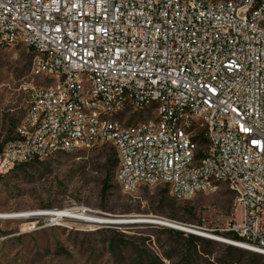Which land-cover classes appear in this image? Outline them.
I'll use <instances>...</instances> for the list:
<instances>
[{"label":"built area","instance_id":"built-area-1","mask_svg":"<svg viewBox=\"0 0 264 264\" xmlns=\"http://www.w3.org/2000/svg\"><path fill=\"white\" fill-rule=\"evenodd\" d=\"M14 47L43 84L0 174L110 145L127 194L227 186V245L264 257V0H0V50Z\"/></svg>","mask_w":264,"mask_h":264},{"label":"rangeland","instance_id":"rangeland-1","mask_svg":"<svg viewBox=\"0 0 264 264\" xmlns=\"http://www.w3.org/2000/svg\"><path fill=\"white\" fill-rule=\"evenodd\" d=\"M31 69L32 55L24 48L0 50V154L27 114L30 88L43 84L33 78ZM130 115V124L154 116L153 112ZM113 160L115 150L104 145L60 153L0 174V215L70 211L76 218L107 222L168 220L201 228L204 231H198L206 236L227 233L238 217L235 197L225 185L186 200L173 198L164 186L127 194L116 181ZM108 176L109 188L103 195ZM43 215L0 218V264H264V259L215 244H191L189 233L176 235L162 225L93 224Z\"/></svg>","mask_w":264,"mask_h":264},{"label":"bare ground","instance_id":"bare-ground-1","mask_svg":"<svg viewBox=\"0 0 264 264\" xmlns=\"http://www.w3.org/2000/svg\"><path fill=\"white\" fill-rule=\"evenodd\" d=\"M49 213H52V214H49ZM43 214H45V215H52L57 220H60V219H71V220L86 221V222L93 223V224H97V223L108 224L107 221H105L106 219L105 220H99V219H96V218L95 219H93V218H86L87 219L86 220V219H82V218L73 217L71 215L72 212H70V211H54V213L53 212H40V213L37 212L35 214H33V213H23V214H12V215H0V218H2V219L3 218H13V219L14 218H17V219H22V218H29V217H32V216H41ZM45 215H43V216H45ZM166 221L167 222H162V221H160V222L158 221L157 222V220H156V221H143V222L144 223L147 222L148 224H160V225H163V226H172V227H175V228H177V227L178 228H182V229L185 228V229L191 230L194 233H199V234L204 235V233L199 232L196 229L187 228V227L183 226L182 224H179V223H176V222H171V221H168V220H166ZM135 222H142V221H140V220L139 221H133V220L132 221H114V225L132 224V223H135ZM207 237H211V238H213L215 240H218V241H225V240H227L225 238L217 237V236H214V235H212V236L209 235ZM227 244H230V242L227 243Z\"/></svg>","mask_w":264,"mask_h":264},{"label":"trees","instance_id":"trees-1","mask_svg":"<svg viewBox=\"0 0 264 264\" xmlns=\"http://www.w3.org/2000/svg\"><path fill=\"white\" fill-rule=\"evenodd\" d=\"M35 162H38V161H35ZM109 162L112 163V160H109ZM32 163L33 162L27 163L25 165H20V166L16 167L15 169H18L21 166L26 167L28 165H31ZM113 166H117V168H118V160H117V157H116V153H115V160H113ZM109 179H110V176H108L106 178L105 182H104V187H103V190H102L103 195H105V193L108 191V188H109V186H108ZM170 219L171 220H174L175 218L171 217ZM179 224H181V223H179ZM182 225H184V224H182ZM170 232L173 233V234H176V235H180V236L186 235L183 232H178V231H174V230H171ZM214 236H217V237L224 236V237H226L225 239H227V240H233V241H239L240 240L239 237L236 236L232 232H227L225 234H222V233H220L218 231H215L214 232ZM186 237H187L188 242H190L191 244H195V243H198V242H205V243H208V244H211V245H214L215 244V245H218V246H222L223 248H226L229 251H234L236 253L238 252V253L243 254V255H246V256H252L253 258L264 259L263 257H260L257 254H251L248 251L238 250V249H235V248H232V247L223 246L222 244H218V243L212 241L211 239H204L203 237H199V236L192 235V234H188V235H186ZM221 238H223V237H221Z\"/></svg>","mask_w":264,"mask_h":264},{"label":"water","instance_id":"water-1","mask_svg":"<svg viewBox=\"0 0 264 264\" xmlns=\"http://www.w3.org/2000/svg\"><path fill=\"white\" fill-rule=\"evenodd\" d=\"M173 222V221H171ZM106 223V222H105ZM108 224H114V222H107ZM157 225H160V224H157ZM163 226V225H162ZM187 228H193V229H196V230H201V231H204L203 229L201 228H197V227H194V226H191V225H183ZM165 227H168V228H171V229H174V230H178L180 232H185V233H189V234H192V235H196V236H199V237H203V238H208V239H211V240H214V241H217V242H221V243H224V244H227L228 242H225V241H218V240H215L211 237H207L205 235H202V234H199V233H194L192 232L191 230H188V229H185V228H175V227H172V226H165Z\"/></svg>","mask_w":264,"mask_h":264}]
</instances>
